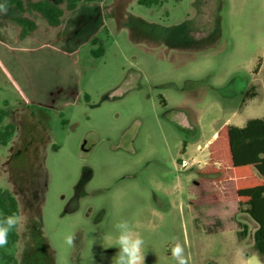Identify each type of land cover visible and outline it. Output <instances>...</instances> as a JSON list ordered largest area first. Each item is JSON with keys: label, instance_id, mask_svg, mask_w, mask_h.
I'll list each match as a JSON object with an SVG mask.
<instances>
[{"label": "rangeland", "instance_id": "obj_1", "mask_svg": "<svg viewBox=\"0 0 264 264\" xmlns=\"http://www.w3.org/2000/svg\"><path fill=\"white\" fill-rule=\"evenodd\" d=\"M138 1L110 10L102 56L77 53L72 103H26L43 82L19 88L0 68L4 123L17 127L0 145V189L22 218L0 251L19 264L30 246L26 264H112L121 220L144 239L145 264H176L177 241L187 264L254 255L256 222L239 206L264 193V150L242 146L247 128L264 130V0Z\"/></svg>", "mask_w": 264, "mask_h": 264}, {"label": "crops", "instance_id": "obj_2", "mask_svg": "<svg viewBox=\"0 0 264 264\" xmlns=\"http://www.w3.org/2000/svg\"><path fill=\"white\" fill-rule=\"evenodd\" d=\"M51 1L65 11L57 27L50 26L41 14L29 9L20 14L11 7L6 13H0V68L19 88H30L28 83L32 81L43 82L41 90L33 93L32 97H23L24 102L40 106L76 101L80 77L76 55L83 47L92 46V40L106 28L110 10L117 7L118 2L82 3L75 10L68 11L64 0ZM17 17L29 18L37 25V29L23 40L20 39L21 29L9 21ZM47 77L52 81L50 85L44 83ZM257 228L256 223L252 247ZM252 254L257 255L254 251Z\"/></svg>", "mask_w": 264, "mask_h": 264}, {"label": "trees", "instance_id": "obj_3", "mask_svg": "<svg viewBox=\"0 0 264 264\" xmlns=\"http://www.w3.org/2000/svg\"><path fill=\"white\" fill-rule=\"evenodd\" d=\"M64 1L66 3V10L73 11L82 3L94 4L100 3L103 0ZM138 2L140 5H144L146 7H152L160 4V0H139ZM0 5H5L7 11L11 7H15L20 14H24L28 9L32 10L36 13L41 14L42 17L47 21V23L52 27H57L61 24V19L65 12L61 7H59L51 0L27 3H25L23 0H0ZM3 12L4 11L0 10V13ZM130 19L131 16L128 18V20L130 21ZM9 21L21 29V40L30 36L37 29L36 23L26 17L11 18L9 19ZM129 24L130 22L126 23V25ZM91 44L94 47L98 46L97 49L92 50L91 54L95 57L102 56L104 53L102 48V39L100 37H95L92 40ZM254 88L255 87H251L245 92L243 102L255 98L256 95L253 93ZM162 102L164 105H166L164 99L162 100ZM5 106H8V103H5ZM9 116L10 110L0 109V145L2 146H7L14 139L17 133V127L13 122H8L6 124L4 123L5 119ZM255 129H257V127H252V129L251 127L247 128L246 134L242 139V146L252 152L264 150V130L257 131ZM239 207L241 210L243 208V212L251 216V218L258 224V228L254 234V244L252 248L260 258V260L264 262V193H254L248 201H246L245 203H241ZM10 214H16L20 216L19 202L11 191H9L8 189H0V219ZM34 225L35 221H32L29 227L31 239L33 243H38L40 242L38 239L39 236L37 234L38 232L33 230ZM238 225L242 228V230L240 231V238H247L249 234L248 225L240 221H238ZM16 228L9 233L7 244V246L9 247L18 242L19 235L16 231ZM28 248L29 249H27L24 254L23 261L20 264H26L28 256L30 254L31 246ZM0 259L3 260L6 264H19L14 255L6 254L4 251H0Z\"/></svg>", "mask_w": 264, "mask_h": 264}, {"label": "clouds", "instance_id": "obj_4", "mask_svg": "<svg viewBox=\"0 0 264 264\" xmlns=\"http://www.w3.org/2000/svg\"><path fill=\"white\" fill-rule=\"evenodd\" d=\"M0 10L6 13L5 5H0ZM22 222V218L16 214H10L0 219V247L8 244L9 233ZM116 230L115 246L118 249L112 258V264H145V241L142 236L136 232L133 226L127 220H121L115 223ZM68 246H74L76 237L74 234H68L64 237ZM172 257L176 264H187L184 256V248L179 241L172 247ZM246 264H261L258 255L247 258Z\"/></svg>", "mask_w": 264, "mask_h": 264}]
</instances>
